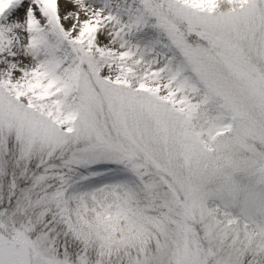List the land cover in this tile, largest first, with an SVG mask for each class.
I'll return each mask as SVG.
<instances>
[{"label": "snow or ice", "instance_id": "snow-or-ice-1", "mask_svg": "<svg viewBox=\"0 0 264 264\" xmlns=\"http://www.w3.org/2000/svg\"><path fill=\"white\" fill-rule=\"evenodd\" d=\"M0 264H264V0H0Z\"/></svg>", "mask_w": 264, "mask_h": 264}]
</instances>
